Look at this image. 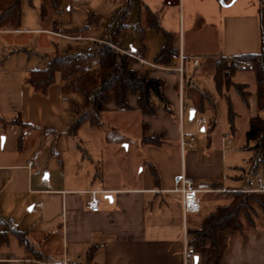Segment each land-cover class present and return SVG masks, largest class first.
Returning <instances> with one entry per match:
<instances>
[{"label":"crops","instance_id":"crops-1","mask_svg":"<svg viewBox=\"0 0 264 264\" xmlns=\"http://www.w3.org/2000/svg\"><path fill=\"white\" fill-rule=\"evenodd\" d=\"M115 2L65 0L76 15L80 13L77 8L83 7L87 15L93 11L100 16ZM175 2H144L145 12L140 10L136 21L144 27L143 35L135 28L136 23L128 22L124 36L116 31L110 38L107 30L97 25L78 35L85 39L74 41L68 38L73 34L66 30L83 25H75L73 17L55 23L52 30L38 24L25 27L24 16L20 29H0V136L5 137L4 143L0 141V232H4L0 235V264H185V232L196 250L195 261L189 264H264V217L258 207L253 223L242 215V228L220 231L214 245L194 246L195 234L191 233L218 206L230 203L233 191L264 185L262 166L252 170L254 151L246 147L247 140L237 141L234 131L229 134L222 127L207 133L213 110L201 111L200 105H207V100L199 97L201 92L212 95L211 89L217 88V60L261 50L264 5L260 8L259 0H251L247 11L222 14L219 51L207 71L199 62L207 59V53H199L197 48H207L204 32L207 26H218V17L202 14L201 7L208 4L217 11L220 2ZM148 10L158 13L162 29L172 35L179 51L169 62L157 61L167 35L149 25ZM199 15L204 16L205 25L196 30ZM41 33L51 35L53 40L40 45L47 52L35 53L41 60L34 61L27 46ZM90 38L118 42L134 52L138 58L130 67L162 79L171 106L170 110L144 113L139 94L133 92L127 94L128 109L118 106L114 93L105 103L101 129L109 142L126 144V131L134 126L140 130L136 134L137 161L132 163L133 173L128 179H119L117 166L122 162L117 151L111 150L108 158L113 167L106 163L100 166L99 161L82 154L78 134H69L74 108L86 103L84 96L64 94L60 74L46 93L26 82L30 70L43 68L42 59L59 49L61 40L77 45L87 42V47L92 44ZM91 61V67L98 66V60ZM262 113L257 107L251 117ZM202 115L208 119L205 125L197 120ZM19 116L32 126L4 124ZM182 132L196 135L194 147L182 148ZM145 137H155L158 143H144ZM32 160L35 163L29 166ZM182 172L200 189L199 212L185 214L181 194L173 191L174 178ZM90 189L101 191L98 212L86 208V191ZM15 230L25 234L33 250L23 244Z\"/></svg>","mask_w":264,"mask_h":264},{"label":"trees","instance_id":"trees-1","mask_svg":"<svg viewBox=\"0 0 264 264\" xmlns=\"http://www.w3.org/2000/svg\"><path fill=\"white\" fill-rule=\"evenodd\" d=\"M59 6L58 0H51ZM136 0H128L127 8L117 28L119 35H126L129 28L127 15L134 6ZM229 2L230 0H226ZM260 8L264 0H259ZM22 0H0V29H20L22 26ZM149 25L164 31L167 40L164 48L158 53L157 61L169 62L179 51L173 45L172 35L162 29L159 23V15L148 10ZM102 16L88 11L87 23L83 26L73 27L66 30L67 33L80 34L95 24H99ZM135 28L140 35L144 34V27L140 21ZM104 35V34H103ZM262 48L258 53H246L232 57H222L216 62L215 81L217 87L224 82L231 85L232 76L240 69L251 70L255 74L257 82V107L259 112L264 113V27L261 33ZM47 64L43 68L31 69L26 82L42 93H46L49 87L55 83L57 74H60L62 90L66 95L81 94L85 97L86 103L83 106L77 105L74 108L75 119L70 124L68 131L76 136L84 123L93 127L104 126L103 113L107 110L105 103L112 93L116 97L118 106L128 109V92L138 93L139 106L144 113H155L158 110H170V103L164 93V81L159 78L150 77L147 74H140L130 67L134 58L115 47L101 43L94 50L88 51L87 47L76 45L70 46L66 51L61 52L57 48L53 56H47ZM92 59L98 60V66H90ZM247 63H251L253 69H249ZM242 99L247 102L250 91L247 85L236 84ZM201 99L207 100V105H200L201 111L212 109L213 114L208 122L211 132L217 122V110L211 94L201 92ZM233 115V113L231 114ZM233 120V116L231 118ZM16 123L23 127L32 125L17 117L4 124ZM246 147L254 151L252 158V170L256 171L260 166L263 168L264 180V117L257 114L250 119V126L246 133ZM144 143H158L155 137H145ZM155 178L158 180V173L155 171ZM232 200L228 204L220 205L216 210L208 214L202 222L201 227L191 230L195 234L192 244L196 247L203 245H214L217 235L224 230H240L243 226L242 215H245L249 222L253 223L256 215V208H260L264 217V190H237L232 192ZM1 222V220H0ZM23 244L30 250L32 245L20 230H15ZM4 232H0V235Z\"/></svg>","mask_w":264,"mask_h":264},{"label":"rangeland","instance_id":"rangeland-1","mask_svg":"<svg viewBox=\"0 0 264 264\" xmlns=\"http://www.w3.org/2000/svg\"><path fill=\"white\" fill-rule=\"evenodd\" d=\"M146 0H136L134 6L129 10L127 15V21L131 24L136 23L139 17L140 10L145 12L144 2ZM172 3H176L177 0H170ZM59 6L55 5L51 0H22V8H23V16L24 21L23 25L25 27H32L36 24L42 26L45 29L53 28L54 24L60 22L61 20L70 19V17L74 18L75 25H84L87 23V11L85 8L80 7L77 8L80 13L76 15L74 14V10H70V7L65 3V0H58ZM251 0H237L231 6H223L219 3L217 7V11L213 6L208 4H204L201 7L202 14H207V16L213 15V18L218 17V26L210 25L207 26V31L204 32V36L207 37V48L202 49L198 47L199 53H207V59H200L199 62L203 64L207 71L210 70L215 62L214 55H216L219 51V27H221V16L225 12L235 13L240 11H247L248 7L250 6ZM128 0H116L115 6H112L109 10H105L102 12V19L99 24H95L93 26H97L106 29L107 35L110 38H113L112 33L116 32L125 10L127 8ZM141 7V8H140ZM144 7V8H143ZM87 15L84 17L81 15ZM200 17L197 19L196 23V30L202 29L204 24V16L199 15ZM96 28V27H95ZM72 34V33H70ZM79 34L69 35V37L78 36ZM29 36V35H28ZM25 37V38H28ZM202 36V35H201ZM24 37V36H23ZM131 37L129 40H132ZM199 38V36H198ZM40 40L38 43L37 40ZM36 42H33L31 45L27 46V49L30 51L31 59L41 60L38 58L35 53H45L47 52L42 46L43 43H48V41H52L53 37L47 33H41L40 37L37 38ZM61 40V39H60ZM62 44L60 46V51L64 52L70 46L74 47L77 43L71 42L70 40H61ZM83 45L86 46L87 42H81ZM91 43V42H90ZM55 51H52L50 55H45V59H42V67L47 64V56H53ZM204 55V54H202ZM95 60V59H92ZM93 61H90V66H92ZM57 80V78H56ZM232 83L231 85H227L224 82L220 87L215 89H211L213 102L216 104L218 108V119L216 122V132L222 128L223 130L229 134H233L235 132L237 141H245L246 140V131L249 129L250 126V119L252 114L257 111V82L255 78V74L251 70L240 69L232 76ZM236 84H244L247 85V89L251 92L248 98V103L242 99L240 92L236 88ZM83 97V95H80ZM84 98V97H83ZM233 113V115H231ZM233 116V120H231ZM264 117V113L261 114ZM208 128V126H207ZM1 131V130H0ZM139 128L134 126L131 131H126L127 133V142L126 144H119L115 145L112 142H109L104 130L98 127H93L88 123L83 124L78 132V136L76 138L77 142L80 143L83 149L80 151L84 156L90 157L94 161H99L102 166V163L107 164V167H113L111 164L113 163L112 160H108L111 156V150L117 151L118 155L121 157V166H117L118 171L120 173L121 178H126L130 176L132 171V163L134 164L137 159L135 149L137 150V136L139 132ZM124 133V131H122ZM121 132V133H122ZM209 129H207V133ZM137 134V135H136ZM202 133L199 132V135ZM198 135V137H199ZM1 140V136H0ZM89 149V152L86 149ZM85 157V158H86ZM71 160V159H69ZM98 162V163H99ZM110 163V164H108ZM106 167V166H105ZM72 171H74L75 167H72ZM71 171V169H69ZM206 195V194H205ZM207 196V195H206Z\"/></svg>","mask_w":264,"mask_h":264},{"label":"built area","instance_id":"built-area-1","mask_svg":"<svg viewBox=\"0 0 264 264\" xmlns=\"http://www.w3.org/2000/svg\"><path fill=\"white\" fill-rule=\"evenodd\" d=\"M68 38L74 40V41H80L82 39H85V37L82 36H74ZM92 41V44L87 46L88 51L94 50L99 44L101 43H107L116 49L131 55L134 59L138 58L136 54L130 50H126L121 47V45L118 42H113L109 40H104L100 38H90ZM247 66L249 69H253V66L251 63H247ZM183 67L180 65L179 70L182 71ZM183 111L182 106L180 108V117H182ZM198 123L200 125H205L208 122V119L206 116L202 115L198 117ZM1 141V140H0ZM196 141V135L194 133L187 134L185 132L181 133L180 138V144L182 148L186 147H194ZM35 162L32 160L29 163V166L33 165ZM254 190V189H253ZM255 190H264V185H261L260 188ZM173 191L179 192L181 194V201L184 213L188 212H199L201 210V201L199 199L198 193L200 189L195 187L194 180L190 176H188L185 172H182L175 176L174 178V188ZM88 194V198L86 201V208L93 212H98L100 210V204H101V198L99 194L101 193L100 190L97 189H90L86 191ZM185 247H184V261L185 264L193 263L196 258V250L195 248L188 243L187 233L185 232ZM43 264H51L49 261H38ZM63 264H66L64 262Z\"/></svg>","mask_w":264,"mask_h":264},{"label":"water","instance_id":"water-1","mask_svg":"<svg viewBox=\"0 0 264 264\" xmlns=\"http://www.w3.org/2000/svg\"><path fill=\"white\" fill-rule=\"evenodd\" d=\"M237 0H230L229 2H227L226 0H219L220 4H222L223 6H231L233 5ZM2 143H4L5 137L2 136L1 137Z\"/></svg>","mask_w":264,"mask_h":264}]
</instances>
